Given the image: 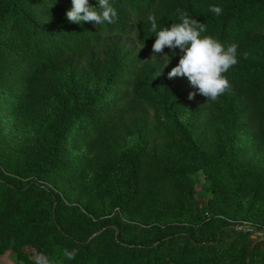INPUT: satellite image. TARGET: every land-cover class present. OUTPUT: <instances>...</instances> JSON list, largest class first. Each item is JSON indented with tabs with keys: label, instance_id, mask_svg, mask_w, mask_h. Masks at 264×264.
Instances as JSON below:
<instances>
[{
	"label": "trees",
	"instance_id": "trees-1",
	"mask_svg": "<svg viewBox=\"0 0 264 264\" xmlns=\"http://www.w3.org/2000/svg\"><path fill=\"white\" fill-rule=\"evenodd\" d=\"M110 3L118 19L96 26L67 21L71 0H0V102L22 123L49 112L17 141L0 119V253L13 264H35V253L51 264H264V239L231 227L246 214L264 227V177L237 146L245 134L264 152V0ZM177 9L205 23L203 35L239 45L230 89L190 104L185 117L184 83L161 81L180 51L151 59L147 19L154 15L159 30L179 22ZM130 130L141 143L101 159L105 196L77 186L86 164L72 155L71 137L102 143Z\"/></svg>",
	"mask_w": 264,
	"mask_h": 264
},
{
	"label": "clouds",
	"instance_id": "clouds-1",
	"mask_svg": "<svg viewBox=\"0 0 264 264\" xmlns=\"http://www.w3.org/2000/svg\"><path fill=\"white\" fill-rule=\"evenodd\" d=\"M96 2L98 7L90 4L89 0H71L72 7L66 12L67 21L72 24L93 22L96 26L115 23L118 13L110 0ZM209 10L217 16L223 12L221 7L215 5L210 6ZM176 12L179 22L159 30L156 17L151 14L148 16L151 25L149 30L155 36L151 59L163 54L165 48L171 50L172 56H175L176 49H179V63L168 73V78L186 77L190 85L206 97L207 103L215 102L230 89L226 74L239 63V45L232 43L226 46L211 35H203L207 31L205 23L198 22L187 11L177 9ZM163 59L167 60L164 66L166 67L171 57L165 54ZM196 94L189 93L188 98L191 100ZM63 254L68 259H74L77 251L65 249ZM35 264H51V261L40 254L35 257Z\"/></svg>",
	"mask_w": 264,
	"mask_h": 264
},
{
	"label": "rangeland",
	"instance_id": "rangeland-1",
	"mask_svg": "<svg viewBox=\"0 0 264 264\" xmlns=\"http://www.w3.org/2000/svg\"><path fill=\"white\" fill-rule=\"evenodd\" d=\"M116 39V38H115ZM114 39V40H115ZM171 67L177 66L176 63L170 64ZM186 77H176L174 79H169L168 75L166 78H162V82L171 81L173 85L177 82L182 81L185 85V96L183 99L186 100V106L182 110V116H186L189 113L188 106L192 104V107L195 108L196 103L204 102L206 97L200 95L197 89L193 88L189 81H185ZM161 83V82H160ZM196 92L197 94L193 99H189V93ZM193 102V103H192ZM6 105L3 102H0V119L2 124V129L5 131L11 139L14 141L23 139L28 136L35 134V127L37 124L42 122L49 112H44L36 114L32 120L34 123L20 122L18 121L14 114L10 113L6 109ZM200 123V122H199ZM217 126V124H215ZM197 130L203 129V126L196 125ZM139 130H130L125 132L119 137L113 139L102 140V143L99 141H94L91 143L88 140H80L78 136L71 137L70 139V150L72 155L75 157L79 156L80 160H83L86 164V168L83 170V173L79 178L76 179L75 184L81 187L85 192L96 193L98 196L104 197L106 192L109 189L110 183L108 181L100 180V163L101 159L108 163V160L114 155H118L123 150L133 147L141 143L142 137ZM207 136L210 134H216V127L210 129L208 133H205ZM222 144V141L221 143ZM91 145L90 155H86L87 148ZM239 149V158L244 164H249L251 166H257L259 169L258 174L259 178L264 177V152L256 146V143L253 142L252 137L249 135L242 134L240 139L237 142ZM163 149L166 148V145L162 146ZM195 178V187H196V198L199 202H204L208 196L209 192L205 187V177L201 171H197L193 174ZM247 194V193H246ZM248 196L245 195L244 199ZM264 205L259 204L257 207H262ZM147 210L149 207H146ZM146 212L142 209L139 210V214L135 215L137 218L141 215L143 216ZM246 217V218H244ZM242 219V222L238 226V229L244 228L249 230L251 236L254 238L264 239V227L263 230H257V227L253 224V215L246 214ZM38 256L36 253L32 255L33 258ZM0 264H13L12 254L7 251L5 253H0Z\"/></svg>",
	"mask_w": 264,
	"mask_h": 264
},
{
	"label": "water",
	"instance_id": "water-1",
	"mask_svg": "<svg viewBox=\"0 0 264 264\" xmlns=\"http://www.w3.org/2000/svg\"><path fill=\"white\" fill-rule=\"evenodd\" d=\"M231 227H233L235 229H238V226L237 225H232Z\"/></svg>",
	"mask_w": 264,
	"mask_h": 264
}]
</instances>
